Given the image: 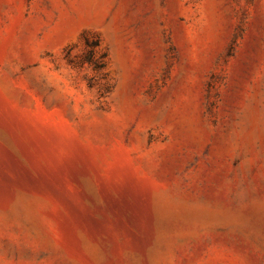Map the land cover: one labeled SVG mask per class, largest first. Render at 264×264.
Segmentation results:
<instances>
[{"label": "rangeland", "instance_id": "374dc122", "mask_svg": "<svg viewBox=\"0 0 264 264\" xmlns=\"http://www.w3.org/2000/svg\"><path fill=\"white\" fill-rule=\"evenodd\" d=\"M0 264H264V0H0Z\"/></svg>", "mask_w": 264, "mask_h": 264}, {"label": "trees", "instance_id": "16d2710c", "mask_svg": "<svg viewBox=\"0 0 264 264\" xmlns=\"http://www.w3.org/2000/svg\"><path fill=\"white\" fill-rule=\"evenodd\" d=\"M94 45V44H93ZM97 66H101L99 63H97Z\"/></svg>", "mask_w": 264, "mask_h": 264}]
</instances>
